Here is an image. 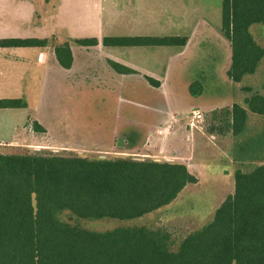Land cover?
<instances>
[{
	"label": "trees",
	"instance_id": "16d2710c",
	"mask_svg": "<svg viewBox=\"0 0 264 264\" xmlns=\"http://www.w3.org/2000/svg\"><path fill=\"white\" fill-rule=\"evenodd\" d=\"M221 32L232 49L227 77L246 93L243 104L216 110L212 134L231 135L234 192L210 222L180 242L167 226L123 225L170 208L198 179L183 163L79 155L0 154V264H264V85H243L264 60L251 29L264 27V0H222ZM52 39L0 40V48H54L64 69L72 46L91 48L95 38L52 46ZM185 37L105 38V47H184ZM123 75L131 70L114 62ZM152 87L160 84L148 79ZM236 87V88H235ZM204 92L201 81L189 87ZM25 98L0 99V110H27ZM38 133L45 129L33 122ZM117 221L110 230L94 222Z\"/></svg>",
	"mask_w": 264,
	"mask_h": 264
},
{
	"label": "rangeland",
	"instance_id": "374dc122",
	"mask_svg": "<svg viewBox=\"0 0 264 264\" xmlns=\"http://www.w3.org/2000/svg\"><path fill=\"white\" fill-rule=\"evenodd\" d=\"M66 8V0H50L49 2L45 0L30 2L0 0V37H48L50 39L52 37V46L59 45L61 43L53 36L54 34L62 38L78 36L66 33ZM34 9L38 10V14H34ZM251 31L258 44L264 46V27L254 26ZM199 50H201L200 47ZM154 51L156 63L160 62L158 65H163L161 62L163 49ZM207 51L201 53L204 58L198 59L197 62H195L197 58L194 59L193 65H190L193 56L176 64V68H179L174 72L170 80L171 86L168 87L169 90L171 89L173 98H168L164 90L155 89L150 86L149 82L143 80L115 83V87L112 86L110 91H107L101 83L94 82L86 86L76 82L77 80L68 87L61 84L64 88L60 90L50 89V82L42 89L39 82L35 88L30 86L34 85L33 82L29 85L24 82L18 85L12 83L13 87L8 92L7 88L0 90V96L16 97L26 93V101L30 105L27 110L23 111L11 110V113L6 114L0 111V140L10 142L0 144V154L43 153L79 155L90 158L115 156L179 163V159H166L173 156V153H168L166 148L168 146L170 148V143L173 144L175 141L170 140L168 135L173 134L176 138L181 135V142L187 144L189 143L187 135L199 139L200 133L209 135L212 129L218 127V121L214 120L212 112L210 114L201 113L204 118L205 132L199 133L189 128L194 107L192 102L188 103L191 97L187 85L188 79H194V83L198 80L201 70L209 71L213 68L212 79L208 83L209 96L212 99L220 102L226 94L227 97L232 96L229 100L231 103L243 104L244 96H246L245 92L236 87L234 92V87L231 88L224 83L223 78L227 77L225 71L228 67V61L225 63V56L220 57L219 55V65L210 67V56L216 51L210 48ZM102 52L105 51L102 50ZM199 54L200 52L197 55ZM39 61H45L44 56H39ZM187 64L190 65L188 69ZM90 65H93V70L97 69L94 60L90 61ZM187 72L191 74V77H188ZM243 85L250 86L254 90L263 87L264 60L258 73L247 78ZM173 105H176L173 110L174 115ZM178 108L181 110L177 111ZM33 122L44 125L45 132H36ZM251 124L258 128L264 124V119L253 117ZM168 126L170 130L163 129ZM156 130L159 138L156 136ZM131 134L134 137L133 139L131 137V140L144 150L131 151L132 141L126 138ZM149 136L156 138L148 141ZM115 143L118 147L124 145L122 149H118L122 151L120 154L115 151ZM206 155L203 151L198 155L200 167L204 170L201 173L199 184L185 190L176 205L123 225L151 228L160 225L167 226L173 238L180 242L191 232L210 222L216 209L234 192V169H232L234 166L231 167V162L220 160L217 157L216 160L222 165L213 161L207 163L208 156ZM119 225L117 221H99L94 222L90 227L99 231H107Z\"/></svg>",
	"mask_w": 264,
	"mask_h": 264
},
{
	"label": "crops",
	"instance_id": "0c3cea01",
	"mask_svg": "<svg viewBox=\"0 0 264 264\" xmlns=\"http://www.w3.org/2000/svg\"><path fill=\"white\" fill-rule=\"evenodd\" d=\"M22 1L30 2L33 0ZM45 1L49 2L50 0ZM66 3V33H72L78 36H66L64 38L57 34L53 36L56 37L61 44L70 40L95 38L99 41V45L91 48L72 46L71 49L74 61L72 68L69 70L60 66L53 47L48 49L0 48V90L7 88L8 92V90L13 87L11 86L12 83L18 85V83L22 82L25 84L28 83L27 85L33 82L34 85H30L33 88L37 87L36 84L39 82L41 89L46 87L47 83L50 82V89L60 90L65 86L68 87L69 84L71 85L73 81L77 80L76 82L86 86L94 82L101 83L107 91H110V88H113L112 86L115 87V83L141 80L148 82V79H151L160 84V87L153 88L164 90L168 98H173L171 89L169 90L168 87L171 86L170 80L174 72L179 68H176L178 62H184L186 59L193 56L190 63V65H193L194 59L197 58L195 61L197 62L198 59L204 58L201 53L208 52L207 50L210 48L216 52L210 56L209 66L217 67L219 65L220 55V57L225 56V63L228 61L225 75L230 68L232 49L230 43L221 32L222 0H66ZM34 5L36 6V4ZM34 14H38V10L36 11L34 9ZM110 37H185L188 39V42L184 47H105L103 45V40ZM6 39L51 40L52 37L51 39L48 37H0V40ZM199 47L201 50H199ZM155 49H163V51H161L163 52L161 61L163 65L161 66L158 65L160 62L156 63ZM102 50L105 52L103 53ZM194 50L198 51V53L200 52V54L197 55L198 53H195L196 51ZM39 56H44L45 61L40 62ZM91 60H94V63L97 65L96 70L92 69L93 65H90ZM110 62L122 65L131 70L132 73L129 75L120 74L112 68ZM190 65L187 64L186 68L188 69ZM212 72L213 68H210L209 71L201 70L198 75V80L204 84V92L197 98L190 95L191 97H189L190 101L188 103L192 102L191 104L194 107L193 112L210 114L216 110L231 108L233 105V103L229 101L232 96L227 97L225 94L220 102H216L209 96L208 83L211 82ZM186 74H188V77H191L190 73L187 72ZM188 80L187 85L190 87L195 80L191 78ZM223 80L226 85L233 88V84L228 77L223 78ZM61 84H63L64 87ZM41 95L42 92L40 93V96ZM20 98L26 99V93L16 97L8 95L5 97L0 96V99ZM29 105L28 103V106ZM175 107L176 105L172 106L173 115ZM180 110L181 109L178 108L177 111ZM0 111H2V114L11 113V110ZM41 126L44 127L42 124ZM44 129L46 130L45 127ZM163 129L168 131L171 128L168 126ZM155 133L156 136H158L157 130ZM200 134L201 137H199V139H195L192 135H187L186 138L189 140L187 144L181 142V135H178L177 138L173 137V134L168 135L170 140L175 141L173 144L170 143V148H168L169 146L166 148L168 153H173L172 157L166 159H179V163L181 162L189 168L198 179V183L192 186H197L199 184L200 177L202 176L201 173L204 171L202 170L203 167H200L198 157L199 153L202 151L208 156L207 163L213 161L214 163L217 162L222 165L220 161L216 160L217 157L220 160L231 162V167L233 166L228 148L229 142L231 141L230 134ZM204 134L207 135V137H205ZM129 137L126 138L130 141H132L131 137L132 139L134 138L132 134ZM151 138L155 139L156 137L149 136L148 141H151ZM6 143L10 142L0 140V144ZM133 143L134 141L130 144L132 152L144 150L141 149L139 144ZM122 147L116 146L115 143L114 148L117 154L122 152L118 151V149H122ZM208 150L213 151L209 152ZM232 169L234 168L232 167Z\"/></svg>",
	"mask_w": 264,
	"mask_h": 264
},
{
	"label": "built area",
	"instance_id": "2783aa9c",
	"mask_svg": "<svg viewBox=\"0 0 264 264\" xmlns=\"http://www.w3.org/2000/svg\"><path fill=\"white\" fill-rule=\"evenodd\" d=\"M189 128L191 130L199 131V132H204L205 127H204V118L201 113L194 112L192 117H191V122L189 123Z\"/></svg>",
	"mask_w": 264,
	"mask_h": 264
}]
</instances>
